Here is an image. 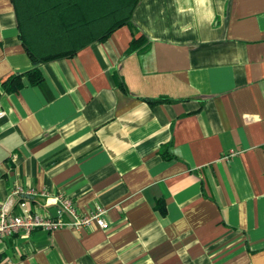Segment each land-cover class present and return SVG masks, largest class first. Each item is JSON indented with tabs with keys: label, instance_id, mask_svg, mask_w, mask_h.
Listing matches in <instances>:
<instances>
[{
	"label": "crops",
	"instance_id": "obj_1",
	"mask_svg": "<svg viewBox=\"0 0 264 264\" xmlns=\"http://www.w3.org/2000/svg\"><path fill=\"white\" fill-rule=\"evenodd\" d=\"M55 42L76 47L5 90L33 63L0 0V200L31 187L52 215L60 192L107 226L18 230L0 264H264V0H136L105 37Z\"/></svg>",
	"mask_w": 264,
	"mask_h": 264
},
{
	"label": "trees",
	"instance_id": "obj_2",
	"mask_svg": "<svg viewBox=\"0 0 264 264\" xmlns=\"http://www.w3.org/2000/svg\"><path fill=\"white\" fill-rule=\"evenodd\" d=\"M15 13L18 34L25 50L32 60V66L21 73L6 77L2 84L5 90H15L22 84L21 77L29 84H39L41 74L35 65L39 60L52 59L74 51L71 43L55 42L58 38H69L84 32L93 38L101 39L116 27L128 22L129 14L136 0H10ZM25 23L34 25L33 31L27 32ZM47 37V46L59 45L70 48L36 55L32 51L35 34ZM72 38V37H71ZM142 36L131 37L126 51L134 49L142 41ZM70 40V39H69ZM54 45V46H55ZM67 45V46H66ZM34 50V49H33ZM150 101V100H149ZM155 101V100H151ZM160 201L155 205L162 211Z\"/></svg>",
	"mask_w": 264,
	"mask_h": 264
},
{
	"label": "built area",
	"instance_id": "obj_3",
	"mask_svg": "<svg viewBox=\"0 0 264 264\" xmlns=\"http://www.w3.org/2000/svg\"><path fill=\"white\" fill-rule=\"evenodd\" d=\"M233 153L228 150L223 156ZM12 193L19 194L17 200L12 202L9 198L0 200V240L16 231L26 235L35 228L53 230L68 227H88L92 224L99 228H105L107 222L104 219L105 209L97 203L84 210L74 206L70 198L60 192L51 195L54 204L52 215L40 214L31 209L26 197L34 193L31 187L22 188L18 185L12 186Z\"/></svg>",
	"mask_w": 264,
	"mask_h": 264
},
{
	"label": "rangeland",
	"instance_id": "obj_4",
	"mask_svg": "<svg viewBox=\"0 0 264 264\" xmlns=\"http://www.w3.org/2000/svg\"><path fill=\"white\" fill-rule=\"evenodd\" d=\"M55 45V44H54ZM52 45L50 46L47 50L48 52H53V51H57V50H61V49H66L65 47L63 48L62 46L59 45Z\"/></svg>",
	"mask_w": 264,
	"mask_h": 264
}]
</instances>
